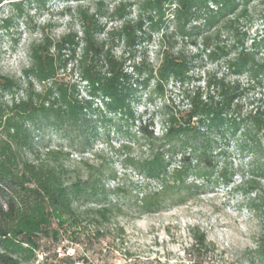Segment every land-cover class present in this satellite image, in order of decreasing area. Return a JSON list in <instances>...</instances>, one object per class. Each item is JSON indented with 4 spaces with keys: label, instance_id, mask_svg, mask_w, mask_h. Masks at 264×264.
<instances>
[{
    "label": "trees",
    "instance_id": "1",
    "mask_svg": "<svg viewBox=\"0 0 264 264\" xmlns=\"http://www.w3.org/2000/svg\"><path fill=\"white\" fill-rule=\"evenodd\" d=\"M45 1L0 0V4H9L16 12L14 16L20 18L24 4L40 8ZM250 2L120 1L110 13H89L78 7L80 36L75 32L58 39L45 35L30 46V64L22 70L23 89L21 80L0 75V264H36L38 256L44 255V241H58L61 235L77 238L83 221L98 226L108 223L119 211L108 197L121 188L106 189L105 174L100 167L88 166L85 175L80 174L67 165L71 156L68 151L63 148L41 150L35 142L34 129L43 120L67 133L90 128L96 134V121L90 118L100 111L93 108L94 100L102 102L106 113L121 114L133 121L130 104L137 87L146 88L154 82L150 102L153 96L164 97V88L169 82L180 91L181 109L172 107L168 101L161 107L160 136L148 131V125L141 126L147 157L127 159L129 166L141 176L158 183L157 190L135 200L134 205L140 212L154 213L168 201L181 200V193L191 189L187 184L190 174L197 168L206 175L211 161L225 156L224 151H215L214 144L227 133L239 136L236 143L239 152L246 149L253 159L263 154L259 158L264 161V108L244 111L243 88L237 79H229L231 76L264 78V61L258 59L256 52L258 46L264 45V38L260 43L253 40L250 47H245L244 38L239 37L233 27ZM134 4L138 13L135 19H128L127 9ZM166 16L171 18L173 30L168 34L164 28L158 65L141 61L133 64L128 72L126 62L143 42L145 29L161 31ZM104 17L119 20L120 25L106 31L100 23ZM11 19H1V27H7ZM262 19L264 21V15ZM211 27L224 30L230 36L227 46H216L225 58L227 75L208 78L203 87L189 89L193 57L182 51L174 52L172 47L164 45L165 39L184 40L195 31ZM103 33L105 38L100 40L98 36ZM115 40L121 41L124 47L120 57L114 53ZM208 40L209 37L203 36V51L209 47ZM209 57L216 59L218 55L209 52ZM71 62L85 84L88 98L80 97L76 85L61 76L60 71L64 72ZM34 82L41 86L40 90L34 88ZM19 89L23 90L22 98H12L10 104L3 101L4 96L13 95V91ZM123 148L127 147L123 145ZM171 161H180V164L170 169ZM200 164L203 166L199 167ZM249 208L259 218L261 234L256 248L246 255L264 264V213L261 210L264 196L251 199ZM209 245L204 233L193 235L194 250H205Z\"/></svg>",
    "mask_w": 264,
    "mask_h": 264
},
{
    "label": "rangeland",
    "instance_id": "2",
    "mask_svg": "<svg viewBox=\"0 0 264 264\" xmlns=\"http://www.w3.org/2000/svg\"><path fill=\"white\" fill-rule=\"evenodd\" d=\"M120 1L137 3L142 0H46L40 8L24 4L23 17L20 18L14 16L16 12L9 4L2 2L0 20L12 19L5 28L1 27L0 21V75L21 80L23 89L22 70L30 64L28 53L33 43L40 42L45 35L58 39L66 33L75 32L80 36L78 7L89 13H110ZM127 11L128 19H135L137 5L134 4ZM262 15L264 0H251L246 12L235 22L234 31L244 38L245 47H250L253 40L260 43L264 38ZM167 17L163 19L161 31L148 32L145 29L147 34L143 42L126 62L128 72L133 64L141 61L155 67L158 65L161 35L165 27L168 34L173 30L171 18ZM100 23L106 27V31L120 25L119 20L107 17L101 18ZM203 36L209 37L206 51H203ZM229 37L224 30L211 27L195 31L184 40L178 37L165 39L164 45L172 47L174 52L182 51L193 57L192 79L187 88L203 87L206 79L227 75L225 58L216 50V46H227ZM98 38L104 39L105 34H100ZM123 51L122 42L115 40V55L120 57ZM209 52H215L218 58L209 57ZM256 52L258 59L264 61V45L258 46ZM60 73L66 81L76 85L80 97L88 98L85 84L80 81L73 62ZM229 79H237L243 88L244 111L264 108L263 77L231 76ZM33 85L37 91L41 89L39 84L34 82ZM153 86L154 82L151 81L146 88L137 87L136 96L130 104L135 117L133 121L121 114L106 113L102 102L94 100L93 108L100 111V114L96 113L90 118L96 121V134L90 128L83 132L67 133L59 127L47 125L46 120L35 127L37 148H63L71 154L67 162L71 169L85 175L88 166H98L105 174L103 184L106 189L121 188L120 192L108 197L119 209L108 223L94 226L83 221L77 238L61 235L58 241H44V255L38 256L37 263L263 264L261 260L246 255L247 251L256 248L261 234L259 218L250 210L249 203L257 196H264V161L259 158L263 154L253 159L246 149L239 152L236 144L238 135L233 137L227 133L217 138L215 151L222 150L225 156H218L210 165L207 164L209 172L206 175L196 168L187 180L191 189L181 193V200L168 201L154 213H143L135 207L136 199L158 189L156 181L145 179L127 162V159L139 160L148 155L140 128L148 125V131L160 136L162 105L166 101L175 108L181 109L183 105L180 91L172 82L165 86L163 98L153 96L150 102ZM13 92V95L4 96L5 103L10 104L12 98L18 100L23 97V90ZM123 145L127 148H123ZM179 164L180 161H171L170 169ZM261 210L264 213V208ZM197 232L206 235L210 244L207 249L196 251L192 248L193 235Z\"/></svg>",
    "mask_w": 264,
    "mask_h": 264
}]
</instances>
